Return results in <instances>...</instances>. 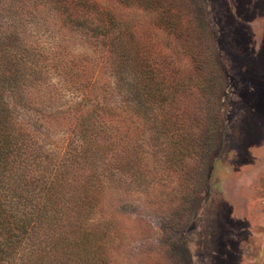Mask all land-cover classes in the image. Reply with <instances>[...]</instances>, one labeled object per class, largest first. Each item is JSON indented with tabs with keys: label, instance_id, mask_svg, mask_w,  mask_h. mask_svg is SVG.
<instances>
[{
	"label": "rangeland",
	"instance_id": "1",
	"mask_svg": "<svg viewBox=\"0 0 264 264\" xmlns=\"http://www.w3.org/2000/svg\"><path fill=\"white\" fill-rule=\"evenodd\" d=\"M98 3L127 25L132 59L175 70V129L163 108L121 102L102 45L0 0V215L19 216L24 194L30 205L36 151L44 161L68 143L66 111L93 93L122 110L70 166L98 198L79 224L96 263L264 264V0L163 1L172 22L157 19L164 8ZM55 51L78 60L76 91L57 88Z\"/></svg>",
	"mask_w": 264,
	"mask_h": 264
},
{
	"label": "trees",
	"instance_id": "2",
	"mask_svg": "<svg viewBox=\"0 0 264 264\" xmlns=\"http://www.w3.org/2000/svg\"><path fill=\"white\" fill-rule=\"evenodd\" d=\"M106 1L156 11L157 6L167 0ZM13 2L20 13L25 8L28 11L34 9L37 15L44 13L52 25L78 31L102 45L104 54H107L102 71L106 70L108 76L115 80L114 87L122 98L121 102H128V96L133 94V101L138 107L144 102L157 105L163 108V119L174 121L175 129V70L167 68L162 71L151 59H132L128 53L131 40L127 37V25L116 18L115 12L101 6L98 0ZM163 8L162 13L157 11V19L172 22L175 13L169 7ZM62 53L55 51L53 55L60 63H51V71H58L57 88L65 90L64 86L69 85L76 91L77 87L83 86L80 80H73L80 69L78 60L76 64L73 61L65 62ZM142 63L148 65L143 67ZM130 70L133 71L132 78L129 77ZM125 77L131 80L133 90L129 91ZM57 88L51 85L52 92L55 93ZM73 104L66 111L70 121V127L64 132L69 135L68 143L61 148L50 147L44 161L41 160V153L36 151L34 189L32 200L28 201L30 205L27 206L24 194L19 196V201L22 200L19 216L10 221L12 214L5 212L0 215V264L8 262L11 256H16L17 264H97V252L92 244L94 233L82 230L79 224L87 212L96 206L98 198L91 180L79 181L76 187L73 185L74 171L71 172L70 166L77 156L84 158L85 151L97 138L112 134V125L107 117L122 110L117 105L107 106L103 99L93 93H83L80 100ZM64 112L55 111L54 116ZM70 140L74 143L73 147H70ZM2 143L10 145V141ZM182 147L179 143L178 150ZM187 150L188 147H184L181 154L185 155ZM69 216L78 224L70 221Z\"/></svg>",
	"mask_w": 264,
	"mask_h": 264
}]
</instances>
